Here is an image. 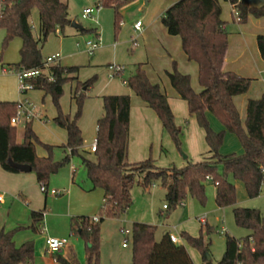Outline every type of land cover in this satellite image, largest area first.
Here are the masks:
<instances>
[{
	"label": "trees",
	"instance_id": "trees-1",
	"mask_svg": "<svg viewBox=\"0 0 264 264\" xmlns=\"http://www.w3.org/2000/svg\"><path fill=\"white\" fill-rule=\"evenodd\" d=\"M138 0H98L97 8L111 9L114 12V33L117 38L123 22L122 10ZM222 0H179L162 15L161 23L170 36L181 39L182 50L189 62L198 65L201 92L194 91L190 75L179 71L177 62L166 72L167 79L179 99L187 104L189 115L196 118L205 132V141L210 157L200 162L187 161L183 168H159L149 158L138 163H130V112L129 95L102 97L103 113L97 123L96 150L94 160L79 153L83 146L82 132L78 122L82 117L86 90L97 81L93 77L85 83L78 82V67H64L60 64L49 67L45 73L33 80L35 90H41L52 98L57 111L54 122L67 133V143L61 148L65 157L61 162L54 160V147L42 144L30 126L25 132V140H17V127L11 119L18 111V102L0 101V167L9 173H19L10 162L26 165L34 173L38 183L46 187L52 175L61 167L79 156L87 172L93 190H101L104 195L99 222L91 223L88 217H72L70 234L79 237L84 243L86 264H101V225L106 219H120L133 207L132 191L138 187L144 194L160 183L166 190V209H176L188 196L206 202V184L211 181L216 187V203L220 209L233 207L236 224L250 231L247 237L237 239L226 236L224 256L217 264H264V216L259 210L236 206L237 189L231 179L241 182L249 199L260 196L264 187V95L247 103L245 121L234 103V98L248 93L251 79L225 71L228 51V33L222 21ZM230 3L238 15L239 23L245 25L249 16L264 17V4L250 6L249 0H223ZM34 10L39 12V37L34 36L30 17ZM69 6L62 0H22L0 19V29L6 31L4 44L13 38L22 40L21 60L14 65L17 70H44L42 47L51 35L62 33L71 25ZM86 29L83 34H91ZM99 34H94V38ZM257 46L264 61V34L257 37ZM122 73H119L120 76ZM50 77L53 78L51 81ZM77 82L75 100L77 111L73 117L63 113L60 100L64 86ZM125 85L161 122L175 147L181 151L182 130L175 123V116L169 99L159 84L149 79L144 66L138 65L135 73L124 81ZM213 116L223 127L215 131L209 116ZM226 133L236 136L243 153L222 155L221 149ZM37 146H42L47 157H39ZM45 211L30 214L31 225L19 226L11 231L0 230V264H33L35 244L25 242L17 247L15 237L29 230L38 235L44 226ZM202 232V231H201ZM211 231L208 230V233ZM156 227L136 222L132 225V264H194L186 247L175 244L170 233L163 234L157 241ZM181 238L189 246L200 252L202 264H213L209 257V242L202 235L190 236L183 232ZM56 264H80L71 252L66 258L61 252L54 253Z\"/></svg>",
	"mask_w": 264,
	"mask_h": 264
},
{
	"label": "crops",
	"instance_id": "crops-1",
	"mask_svg": "<svg viewBox=\"0 0 264 264\" xmlns=\"http://www.w3.org/2000/svg\"><path fill=\"white\" fill-rule=\"evenodd\" d=\"M66 2L69 6V16L72 23L81 25L77 20L79 15H74L71 13V2L70 0H62ZM151 0H148L147 4ZM160 1V2H159ZM158 0L156 6L165 3L167 9L178 2L179 0ZM252 0H249L250 6L260 7L264 4V0H256L257 4L251 3ZM98 2V0H97ZM86 3V2H85ZM141 8L146 4L145 1L139 0L135 2ZM228 3V2H226ZM231 8V15H234V7L228 3ZM130 5V4H129ZM147 5H145L146 7ZM92 8L90 6H85L83 9ZM83 10V11H84ZM145 8H142L144 11ZM97 14L94 16L95 21H91L92 24L89 28L81 25L83 30L76 29L71 25L67 27L62 33H57L55 35L54 48L48 50L44 53V45L42 47V55L44 59L52 57L59 54L61 56L58 64L64 67H78V82L85 83L94 76L98 77V82L94 87H92L87 92V99L84 104V110L82 117L78 122V126L82 132L83 137V146L79 149L80 155L94 160L92 147L96 143L97 137V123L99 118L102 115L101 108V99L104 96L110 95H129L131 98V112H130V136L132 121L134 118L133 115V93L128 91L125 87L124 81L120 82L117 77H122L123 72L126 71V66H138L143 65L144 69L154 84H164L166 83V72L171 70L173 62H178L174 56L170 53L168 48L161 46L158 42H150L149 39L151 34L157 32H163L158 25L160 19L154 17L153 14H149L145 17L144 21L139 19L137 22L142 23V31H136L135 26L132 29L128 24L122 22L121 28L122 33L119 38L114 39V33L112 35L107 34V22L114 24V16L111 11H105L103 9L96 10ZM124 9L122 10L123 13ZM111 12L112 15L109 13ZM94 14V15H95ZM81 15V14H80ZM223 15V9H222ZM162 17V16H161ZM83 19V18H82ZM85 20V19H83ZM225 22L224 29L227 31V20ZM239 22V21H238ZM71 23V24H72ZM161 23V22H160ZM112 24V26H113ZM240 24V23H239ZM162 26V25H161ZM243 26V25H240ZM89 29L93 30L91 34H83V31ZM165 32L168 34L167 30ZM241 35H244L242 30L240 31ZM94 34H99L101 37V46L95 51L93 55H89L86 50L85 40H90L94 38ZM169 35V34H168ZM256 36V42L257 37ZM229 39V36H228ZM118 40V41H117ZM131 40H133V52L130 55V46L132 48ZM138 42V43H137ZM136 43V45H134ZM247 45V42H245ZM229 48V44H228ZM258 50V46H257ZM259 52V50H258ZM185 55V54H184ZM260 55V54H259ZM227 56V55H226ZM186 57V56H185ZM187 59V57H186ZM188 61V60H187ZM189 62V61H188ZM123 66V71L120 76L110 78L107 74L108 67L110 66ZM120 66V67H121ZM198 66V65H197ZM228 65L225 64V71L233 72L227 69ZM180 70V68H179ZM264 73L262 70L260 73ZM235 73V72H233ZM183 74L189 75V73L184 72ZM237 74V73H236ZM107 75L108 81H106L105 76ZM241 77H244L240 74H237ZM166 76V77H165ZM247 78V77H245ZM250 79V78H249ZM252 79V78H251ZM69 97L68 102L67 95H64L61 99V105L63 113L73 117L76 113V104L73 99L76 92L77 82L69 83ZM202 89V88H201ZM83 91H87L86 88ZM65 93V86H64ZM28 96H24L19 102L24 103L26 100L35 107L37 116L30 120L21 119L17 124V140L19 143H23L25 140V132L28 126H30L37 136L39 141L42 144L49 146H56L61 148L67 143V133L64 129L57 126L53 121L56 117V112L53 109L52 98L45 95L41 90H33L27 93ZM264 95V94H263ZM262 95V96H263ZM169 99V98H168ZM235 100V98H234ZM251 99H248V101ZM247 101V103H248ZM170 104V102H169ZM186 104V103H185ZM139 115L141 120H143V125L145 122L152 123L154 127L158 128V121L156 115L153 112L149 111L145 105L140 102H137ZM187 106V104H186ZM171 109L172 106L170 105ZM188 108V107H187ZM173 111V109H172ZM174 113V112H173ZM175 116V115H174ZM196 124V123H195ZM193 121H191V126H193L195 137L191 134L190 137L186 138L184 142V147L189 153L190 159L193 162H200L204 159L209 158L211 155L209 153V148L204 143L205 132L202 134ZM23 126L22 130L19 127ZM163 128V127H162ZM144 129V127H143ZM145 130V129H144ZM197 133V134H196ZM150 135V133H149ZM192 136V137H191ZM153 140L149 142H144L136 151V148L133 147L132 143L129 140V155L128 161L130 163H138L144 161L148 156L149 147L152 148ZM173 154L174 151L172 148L168 149V153ZM167 153V152H166ZM37 154L39 157H47L48 153L42 146H37ZM61 155V154H60ZM59 157H65V152L63 150L62 155ZM177 156L175 155V160ZM189 158H186V160ZM182 164V163H181ZM183 164V166H186ZM157 166V165H156ZM84 168L86 177L87 172ZM79 170L76 168L75 164L72 162L69 169H65L62 172V183L52 182L48 184L47 188L49 190L54 189L61 192L60 195L52 197L48 196L41 192L37 178L31 172L19 173H9L0 167V230H5L6 232L11 231L19 226L28 227L31 225L30 214L33 211H45L44 216V226L41 229V232L36 235L31 231L26 230L18 233L15 237V244L17 247L21 246L25 242L33 241L35 244V256L33 264H56L54 253L48 251L47 248V239L49 237L57 238H67L70 234V219L72 217H88L93 219L97 217V211L101 202L104 201L103 192H99L98 189L93 190L92 185L85 184L84 178H81V184H78L76 179ZM80 181V180H79ZM87 182V181H86ZM65 187H69V190H66ZM134 195L137 198L136 204L129 210L126 222L132 225L136 222L152 223L153 219V209L149 202L143 197L142 193L138 188H134ZM132 191V192H133ZM166 196V190L164 189ZM68 196L65 197V195ZM89 194V195H88ZM64 196V197H63ZM93 196V197H92ZM236 206L240 207L239 204ZM184 210L182 214V222L180 227H176L173 230L170 229L169 225L162 224L164 227V233L176 234L180 238V243L182 242L181 234L183 232L188 233L189 235H194V229L189 227L188 222L190 218L187 216L191 215V209L187 204L183 203L180 206ZM168 209L164 206V211L161 212V215ZM2 216V217H1ZM91 216L93 218H91ZM129 225V226H130ZM169 227V228H168ZM104 230L101 228L102 235ZM108 231V230H107ZM108 240L105 241L101 248V264H131L132 263V254L127 253L128 247H120L119 239L117 232H110ZM194 237V236H193ZM68 239V238H67ZM69 241V240H68ZM107 242V243H106ZM117 243V244H116ZM116 245V246H115ZM185 246V245H184ZM187 249V248H186ZM188 250V249H187ZM71 252H74L73 246L69 245L64 250L61 251L62 255L66 258H70ZM189 252V251H188ZM190 254V252H189ZM191 256V254H190ZM192 257V256H191ZM193 259V258H192ZM194 261V259H193ZM195 264V262H194Z\"/></svg>",
	"mask_w": 264,
	"mask_h": 264
},
{
	"label": "rangeland",
	"instance_id": "rangeland-1",
	"mask_svg": "<svg viewBox=\"0 0 264 264\" xmlns=\"http://www.w3.org/2000/svg\"><path fill=\"white\" fill-rule=\"evenodd\" d=\"M171 1L172 0H168L167 3ZM70 2H71V13L73 14V16L79 15L77 18V20H79L78 22L81 25L89 28L90 25L92 24L91 22L92 19H87V20L82 19V13L84 10L83 8L88 5L94 9H97V4H98L97 0H70ZM142 2H144V0H142ZM157 2L158 0H151L148 4L147 3L145 4L147 5L146 7L143 3V6L141 8H139L137 3H132L130 5H127L124 8V11L122 13L123 23L128 24L129 27L133 29L139 19H142V22H143L145 17L149 14H153L154 17L157 19H160V22H161V16L167 10V7H165L166 5L164 3L154 8ZM257 2L258 1L256 0L251 1V3H254V4H257ZM220 4L223 9L222 17L224 20L228 21L226 24V27H227L226 32L228 33V36H229V48H228L227 56L225 60V64L228 65L227 69L230 71L233 70V72L240 74L244 77H247L250 79L252 78L251 86H250L248 93L242 96L235 97V100H234V103L236 104L237 109L241 115V119L244 122L246 118V107H247L248 99H260L262 95L264 94V73L263 72L260 73L262 70H264V61L261 59L259 55V52L257 50V42H256V36L258 34H264V17L255 18L253 16H249L247 23L243 26H240L242 24H239L236 13H234V15H231L230 5L223 0L220 2ZM142 8H145V10L142 11ZM103 10L111 11L114 16L113 10L111 9H103ZM111 12L109 13L112 15ZM96 14H97V11H96ZM96 14L94 16H96ZM29 22L32 27L34 36L38 38L39 37V12L38 10H34L32 12ZM160 22H158V25L160 26V29L163 32H160V33L157 32L155 34H151L149 37V39L151 40L150 42L152 41L158 42L161 46H165L166 48H168L170 53L178 61L177 65H178V69L180 68L179 71L181 73H184V72L189 73L194 91L197 93L201 92L202 89L199 84L197 64L195 62L187 61L184 55V52L182 50L181 39L179 37L168 35L165 32V27ZM94 23H96V21ZM112 24H110V22H107V25H106L108 28L107 34L109 35H112L114 33V24L113 26ZM241 30L244 35H241V32H240ZM121 33H122V28L117 38H119ZM55 35L56 34L51 35L48 38L47 42L44 44L45 46L44 53L54 48V42L56 39ZM113 35L115 39L116 38L115 33ZM5 36H6V31L4 29H0V101L19 102L20 100H22V98H24V96L25 97L28 96V94L23 95L19 91V83H18V78L16 76L17 69L14 66L18 64L21 60L20 49L22 46V40L19 37H15L7 45H5L4 44ZM86 41L87 40H85V42ZM245 42H247V45ZM131 43H132V48L130 46V55H132V52L134 50L133 40H131ZM121 67L123 68V66ZM136 67L137 66H132V65L126 66V71L123 72L122 77L121 78L117 77V79H119L121 83L122 81L127 80L130 76H132L135 73ZM109 68L110 67H108V70H107L108 75L111 72ZM94 77H97V76H94ZM105 79L106 81H108L109 78H107V75L105 76ZM97 82H98V77H97V81L92 87H94ZM125 87L126 89H128V91L130 90L126 85ZM160 87L162 91L166 93L169 98L170 105L172 106V109L175 115L176 126L181 128L182 130V135H181L182 150L179 151L175 147L168 133L164 131V129L162 128L161 122L157 116L156 117L158 121V128L154 127V125L150 122L149 123L145 122V125H143L144 122L143 120H141V117L139 115L138 105H136V103L140 102L143 105L145 104L137 96H135L133 92H132L133 93L132 97L134 101L133 103L134 118L132 121L130 142L132 143L133 147L136 148V151H138L139 147L144 142H149V140L152 139L154 143H153L152 148L149 147L148 156L145 160L151 158L155 162L157 167L159 168H168V167L175 166L176 168L180 169L184 167L183 164H185V162L187 163L188 160H191L188 151L184 147V142H183L187 137L189 138L191 134L195 137L194 130L192 128L193 126H191V121H193L194 124L196 123L195 124L196 128L200 132H202V134H204V130L199 127L196 121V118L189 115L188 108L185 102L179 99L175 91L172 89L169 81L166 80V83L164 84L160 83ZM69 89H70V84L68 83L65 85V93H64V95H67L68 102L70 100ZM87 92L88 91H86V94ZM50 104L53 105L51 102ZM60 104H61V100H60ZM52 107L57 114V111L54 105ZM145 107L149 111L153 112L146 105ZM61 108H62V105H61ZM102 113H103V110H102ZM154 115L156 114L154 113ZM209 119L215 131L219 132L223 130L222 125L213 116L210 115ZM143 127L145 130L143 129ZM20 128L22 130L23 126L22 127L20 126L19 129ZM17 131H18V128H17ZM204 143L206 144L205 140H204ZM53 147L55 148L54 153H53L54 160L57 162H61L63 160V157H59L58 155L60 154L62 155L63 149L56 147V146H53ZM170 148L173 149L174 151L173 154H170V151L168 153V149ZM242 153H243L242 146L239 140L236 138V136L226 133L225 140H224V143L221 149V154L222 155H230V154L241 155ZM175 155L177 156L176 160H175ZM185 156L189 159L186 160ZM70 164H67L66 166L61 167L60 170L56 174L52 175L50 179V183L52 184V182H55V181L58 183H62V182H59L61 181V178H62V172L65 169L66 170L69 169ZM73 164H75L76 168L79 170L77 177H76V179L78 180L77 181L78 184H81V181H82L81 178H84L85 184L86 183L89 184L90 181L86 177L84 168H82V162L79 156H76L73 158ZM231 181L235 184L236 189H237V200H238L239 206L245 209L259 210L264 216V187L262 189L260 196L254 199H249L246 195L243 184L233 179H231ZM39 187H40V184H39ZM136 188L138 187L136 186ZM57 189L63 190L59 188ZM65 189L69 190V187H65ZM138 190L142 193L143 197L152 206V209H153V219L152 220L153 221L152 223H150V225H153L156 227L155 238L157 241H159L162 238L164 230H165L162 224L169 225L171 230H173L176 227L181 226L182 214L184 213V210L181 209L180 206L177 207L176 209L165 211L163 215H161V212L164 211V206L167 204V202L165 198L164 189L160 183H156L151 188L148 194H144L140 188H138ZM98 191L99 192L97 193H101V190H98ZM66 196H68V194H66L65 197ZM132 196H133L134 205H135L137 202V198L134 195V191L132 192ZM206 197L207 199H206L205 204H201L198 200L192 198L191 196H188L184 203L187 204L188 207L191 209V215L187 216V218H190V221L188 222L189 227L191 229L195 228L194 235L190 234V236L199 237L200 235H202L204 238V241L206 243L208 242L210 243L209 244V257L212 260L213 264H217L218 262L222 260L224 253H225V249H226L225 234L227 233L229 236L235 237L237 239H242L244 237H247L250 234V231L247 229L241 228L236 224L235 219H234V214H233V209H234L233 207H227L224 209H220L217 206L216 187L211 181H208L206 184ZM102 205H103V202H101L99 205V208L97 211V217H99L100 211L102 209ZM128 212L126 215H124L120 219H106L105 222L101 225L102 229L108 230V231L104 230L103 235L101 233V241H102L101 248L103 244L105 243V241L108 240L110 236L109 231L117 232V235L119 237L117 242H119V246L121 247L124 244L125 240H127L128 250L126 251L127 253L132 254L131 235L127 237L123 233L124 230H129L131 232V229H132L131 225L128 224V222H126ZM203 217H205L207 220V223L205 225H202L200 223V219ZM91 218L93 217L91 216ZM208 230H210L211 232L208 233ZM223 230L225 232H223ZM67 238L70 242V245L73 246L75 256L78 262L80 264H86V254L84 250V243L81 240V238L74 237L71 235ZM181 243H183L185 247L188 249L192 258L194 259L195 264H202V256L200 252L192 248L191 246H189V244L184 239H182Z\"/></svg>",
	"mask_w": 264,
	"mask_h": 264
},
{
	"label": "built area",
	"instance_id": "built-area-1",
	"mask_svg": "<svg viewBox=\"0 0 264 264\" xmlns=\"http://www.w3.org/2000/svg\"><path fill=\"white\" fill-rule=\"evenodd\" d=\"M19 1L22 0H0V19H2L8 11ZM101 9V8H87L83 11L82 13V18L87 20V19H92L95 20L94 14L96 13V10ZM237 15V14H236ZM238 18V15H237ZM239 21V19H238ZM135 30L141 32L142 31V23L137 22L135 25ZM86 45V50L89 55H93L95 51H97L100 46H101V37L96 36L93 39L87 40L85 42ZM136 45V43L134 44ZM61 56L59 54L54 55L52 57H49L47 59H44V70L42 69H33V70H17L16 71V76L18 78V83H19V91L21 94L25 95L30 91L35 90L34 85L32 83L33 80H36L40 76H42L45 73V70L48 69L51 66H54L58 64ZM110 78L118 76L119 73H122L123 68L120 66H110ZM51 81H53V78L50 77ZM18 111L16 115L11 119V125L17 126L19 121L21 119H26L30 120L32 118H35L37 116L35 107L31 105L27 100L22 103L18 102ZM96 150V143L92 147V152H95ZM40 190L42 193L48 195V196H58L61 194L60 191L51 189L49 190L44 184L40 185ZM166 208V207H165ZM99 222V217H95L91 219V223L96 224ZM200 223L202 225H205L207 223V220L205 217L200 219ZM223 232H225L223 230ZM123 233L128 237L130 236L131 232L129 230H124ZM170 239L173 243L179 244L180 243V238L176 234H170ZM69 241L67 238H57V237H49L47 239V248L48 251L51 253H57L61 252L64 250L66 247H68ZM123 247H128V241L125 240Z\"/></svg>",
	"mask_w": 264,
	"mask_h": 264
},
{
	"label": "water",
	"instance_id": "water-1",
	"mask_svg": "<svg viewBox=\"0 0 264 264\" xmlns=\"http://www.w3.org/2000/svg\"><path fill=\"white\" fill-rule=\"evenodd\" d=\"M144 1H145V3L148 2V0H144ZM71 26L74 27V28H76V29L83 30V27H82L81 25H79V24L72 23ZM186 158H187V157L185 156V159H186ZM10 164H11L14 168H16V169H18V170H20V171H23V172H30V171H31L30 168H29L28 166H26V165H16V164H14L13 162H10Z\"/></svg>",
	"mask_w": 264,
	"mask_h": 264
}]
</instances>
